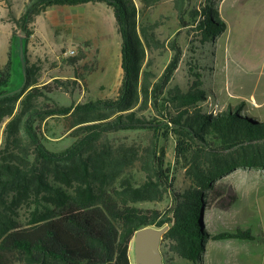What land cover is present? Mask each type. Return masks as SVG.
Returning <instances> with one entry per match:
<instances>
[{"label":"trees","instance_id":"16d2710c","mask_svg":"<svg viewBox=\"0 0 264 264\" xmlns=\"http://www.w3.org/2000/svg\"><path fill=\"white\" fill-rule=\"evenodd\" d=\"M28 0L15 25L31 35L30 23L53 5L100 2L113 9L123 39L124 79L116 97L55 105L49 94L71 92L97 69L84 49L66 56L73 75L43 78L25 51V81L10 87L15 53L0 65V264H132L130 249L135 232L144 226L169 229L161 243L163 263L174 257L198 264L200 246L208 238L252 239L250 228L215 234L203 223L206 191L228 207L238 196L217 186L218 177L239 167H264V118L240 113L239 106L216 114L203 112L209 97L199 71L184 90L167 88L178 67L182 47L176 38L165 69H153L152 53L165 45L158 34L159 20L146 9L163 0ZM190 10L202 41L225 29L210 5ZM181 25H188L185 0H175ZM165 47V46H164ZM62 115L75 141L54 152L44 143L43 124ZM145 129L147 142H116L120 129ZM176 140V161L191 179L183 191L172 190L166 143ZM162 141V142H161ZM172 194L166 210L146 207Z\"/></svg>","mask_w":264,"mask_h":264},{"label":"rangeland","instance_id":"374dc122","mask_svg":"<svg viewBox=\"0 0 264 264\" xmlns=\"http://www.w3.org/2000/svg\"><path fill=\"white\" fill-rule=\"evenodd\" d=\"M209 1L212 10L225 22V29L204 42L196 30V23L192 21L190 10H201ZM27 2L0 0V65L7 61L9 52L15 53L10 87L19 86L25 81L26 61L24 50L22 56L20 47L22 37L30 63L36 62L41 66L44 79L52 75H73V68L63 61L71 55L68 53L70 49H74L77 54L82 47L87 55L82 64L89 62L97 67L73 91L57 90L49 94L53 104L70 106L83 100L116 97L124 79L123 39L118 32L113 9L100 2L50 6L30 23L32 33L27 38V34L15 25L13 19L21 15ZM136 5L142 7L138 0ZM185 6L189 10L186 13V19L190 22L188 25H181L175 0H163L146 9L151 20H159L158 34L165 42V47L152 53L154 71L161 75L173 55L169 41L176 38L182 47V55L167 88L179 85L184 90L188 89L194 79L192 70H196L201 73L209 93L208 99L201 103L203 112L216 114L231 105L233 108L239 106L241 114L263 119L264 0H185ZM43 131L45 145L54 152L67 149L75 141L66 130L62 115L48 117L43 124ZM145 132V129L140 128L120 129L111 136L116 142L145 144ZM2 140L3 127L0 129V144ZM165 143L166 163L171 168L170 186L172 190L183 191L190 186L191 179L176 161L175 138L171 135ZM251 177V168L239 167L218 177L215 184L226 188L223 192L226 197L229 189L234 192L237 185L252 182ZM206 192L203 223L208 232L218 233L226 227H238L244 221H248L254 230L258 228L262 213L257 212L255 196L254 199L241 198L233 207L221 212L220 199L214 198L211 191ZM260 197L261 205H264V193ZM171 204L172 194L169 192L162 201L143 205L166 210ZM252 207L254 212L250 211ZM207 240L204 246L201 242L198 264H236V260L233 263L231 259H228V263L226 253L222 250L225 247L224 240ZM204 247L208 250L207 255ZM130 255L132 264H136L132 245ZM172 264L187 263L175 256Z\"/></svg>","mask_w":264,"mask_h":264},{"label":"crops","instance_id":"0c3cea01","mask_svg":"<svg viewBox=\"0 0 264 264\" xmlns=\"http://www.w3.org/2000/svg\"><path fill=\"white\" fill-rule=\"evenodd\" d=\"M251 169H252V177H251L252 182H245L236 186L235 193L237 194L238 198L235 202H237L241 198L254 199L255 196L257 202V212L259 214L262 213V216L259 218L258 228L256 230H254L253 226L249 224L248 221L247 222L244 221L238 227H226V229H224V230H232L236 228H250L254 236L252 239H240V238L222 239L225 241L224 242L225 247L222 250H224V253H226L227 260L231 259L233 263L236 260V264H264V205L263 204L261 205L260 202L261 201L260 195L264 193V168L260 167V169L258 170V168L256 169L252 167ZM234 203H232L228 207H221L220 208L221 212L226 211L231 207H233ZM215 209L216 207L213 210ZM244 210L246 211V208ZM247 211H249V209ZM250 211L254 212V208L252 207ZM224 230H220V231H224ZM211 234H215V233H211ZM209 239L210 238H208V240ZM211 239L217 240L214 238ZM204 250L205 252H207L206 253L207 255L208 250L206 249V247H204ZM233 256H235V259Z\"/></svg>","mask_w":264,"mask_h":264},{"label":"water","instance_id":"95a60500","mask_svg":"<svg viewBox=\"0 0 264 264\" xmlns=\"http://www.w3.org/2000/svg\"><path fill=\"white\" fill-rule=\"evenodd\" d=\"M21 54L23 56V38H20ZM25 72V69H24ZM169 225L162 227L144 226L139 228L133 236V251L136 264H163L161 243Z\"/></svg>","mask_w":264,"mask_h":264},{"label":"built area","instance_id":"2783aa9c","mask_svg":"<svg viewBox=\"0 0 264 264\" xmlns=\"http://www.w3.org/2000/svg\"><path fill=\"white\" fill-rule=\"evenodd\" d=\"M68 53L73 54V53H75V50L74 49H70Z\"/></svg>","mask_w":264,"mask_h":264}]
</instances>
